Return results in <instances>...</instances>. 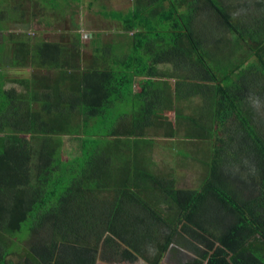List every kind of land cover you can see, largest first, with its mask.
<instances>
[{
    "label": "trees",
    "instance_id": "16d2710c",
    "mask_svg": "<svg viewBox=\"0 0 264 264\" xmlns=\"http://www.w3.org/2000/svg\"><path fill=\"white\" fill-rule=\"evenodd\" d=\"M0 1L15 10L0 18V264H97L113 245L130 262L160 264L181 248L195 257L180 264H264V20L242 17L264 0H240L241 12L227 0H90L121 5L97 15L117 22V44L131 49L94 39L88 63L77 21L67 40L13 27L61 22L39 21L54 15L49 0ZM180 131L213 147L199 188L180 187L155 160ZM65 136L79 141L67 161ZM242 155L247 177L234 170Z\"/></svg>",
    "mask_w": 264,
    "mask_h": 264
},
{
    "label": "rangeland",
    "instance_id": "374dc122",
    "mask_svg": "<svg viewBox=\"0 0 264 264\" xmlns=\"http://www.w3.org/2000/svg\"><path fill=\"white\" fill-rule=\"evenodd\" d=\"M8 1V0H5ZM78 1V2H77ZM90 0H49L47 2V5H45V9L48 12H53V14L60 18V17H64L63 19V25H60L61 30H72L73 26L71 25V23L68 21L67 17H70V20L72 23H76V21L73 18V14L77 9V6L80 5H85L87 6ZM260 0H248V2H250L252 5ZM123 2L120 0V3ZM227 3H231V4H235L234 6V10L237 12H241V8L238 6V3L240 2V0H227ZM101 3V1H100ZM46 4V3H45ZM111 8V9H108ZM121 7V5H117L114 3L109 2L108 7H104L101 6V4L99 5L98 3H95L93 10L94 11H99V12H113L116 10H119ZM55 10V12L53 10ZM116 9V10H114ZM233 10V11H234ZM14 6H12V8H10L9 5H6L5 2H1L0 1V18L3 19V22L7 21L8 19H10V17L14 16L12 13H14ZM84 13H87V10L84 11ZM93 15V14H92ZM247 16V18L249 17V21L250 22H254L255 20H264V8L261 10H256L254 9V11L252 13H242V17ZM30 19L31 18V14L29 15ZM87 17H91V15H87ZM39 21L43 20V19H48L49 20H54V19H50L49 15L47 16V18H43L41 16H38ZM93 23L91 25L86 24L83 26V32L84 34H92V33H96L97 31H105L109 28L108 25L102 24L99 16L97 15L96 17L93 18ZM87 22V19H84V23ZM208 20L206 19V16H202L199 17L197 20V24L199 25V28H203L204 25H206L207 29H208ZM26 25V24H24ZM117 27H115L116 32H118L119 28V24ZM11 27V26H10ZM13 27L15 29H22L24 27H27V29L29 30L30 34L33 36L35 35L34 33L40 30L43 32V29H41V26H39V24L37 23V21H35L29 28L28 26H23L22 23H14ZM76 28L80 29L79 26H76ZM112 26H110V30H112ZM121 28V27H120ZM39 29V30H38ZM57 32V30H55L53 32L54 35H56L55 33ZM115 34V33H114ZM60 37V36H59ZM58 38V37H57ZM118 39V38H115ZM114 40V39H112ZM119 40L114 41V44L116 46H118L120 48V51L123 53H126V50H130L131 48L127 45V49L126 48H122L120 47L119 44H117ZM7 72H8V76L9 77H14V78H21L22 76H25L26 74H28L29 72H31L30 69H17L14 70L12 68H7ZM14 85L13 83L8 82L7 87L8 86H12ZM193 107L196 109L197 107L200 108L201 111V104L198 106V103H195L193 105ZM259 113L262 110L261 108H258ZM202 113V111L199 113V115ZM173 114V113H172ZM185 114V113H184ZM171 116V113H170ZM193 118H196L195 115L192 116ZM199 117V116H198ZM197 117V118H198ZM260 118L263 119L264 122V114L262 113L260 115ZM157 137V136H156ZM163 138H159L157 137L156 140H162ZM161 142V141H160ZM165 143V144H164ZM164 143L161 142V146L160 148H162V150L164 151L163 154L159 155L157 154V156L155 157L156 162H162L163 164L161 167H172V169H175V176H177V181L179 182V186L183 187V188H199L201 183H202V175L203 173H205V170L202 171L201 167L202 164H199V161L208 157V155L210 153H212L213 151V147L209 148L208 150H205L202 147V143L199 142L198 140H188L185 138L184 136V132L173 138V139H166L164 140ZM79 145V141L72 136H65L63 137V158L64 160H70V159H74L77 157L78 155V151H77V146ZM156 145V143H155ZM157 147V146H156ZM155 147V148H156ZM237 146L235 147H230L231 149H236ZM233 152V150H232ZM165 156V157H164ZM242 161L240 164H238L237 166L234 167V170L238 173V174H242L243 177H247L246 175H250L249 172L252 171V164L249 162L248 158L245 155H242ZM207 172V171H206ZM25 234H29L27 231H24ZM17 237H28L24 234H18ZM125 247H123L122 245H113V246H104L101 249V253H100V263L98 264H130L128 262H121L119 260L122 259L121 253L123 254L125 251ZM184 251V250H183ZM184 257L187 260H190L192 258H194L195 256L193 255V253L189 252V251H184ZM178 253L175 255V259L177 258ZM181 260H183L182 258H180ZM176 261V260H174ZM133 264H146L144 261L142 260H136V262H133Z\"/></svg>",
    "mask_w": 264,
    "mask_h": 264
},
{
    "label": "crops",
    "instance_id": "0c3cea01",
    "mask_svg": "<svg viewBox=\"0 0 264 264\" xmlns=\"http://www.w3.org/2000/svg\"><path fill=\"white\" fill-rule=\"evenodd\" d=\"M36 1L37 0H32V3H35ZM89 5L90 4L88 3L87 6H85V5H80L79 6V10H81V13H79V12L77 13L76 12V14H74V18H75V21H77V24H80V25H83L84 26L86 24L91 25L93 23L92 20H93L94 17L97 16L98 11H94L93 10L94 5L92 7H89ZM85 10H87V13H84ZM87 15H91V17H87ZM57 18L58 17H56L55 15H52V17L50 19H57ZM99 18L102 21L101 23L102 24H105V25H108L109 28H108V30H105L104 33H92V34H87L86 35V36H90L89 38L86 37L87 40H84L85 43H84V48H83L84 61L87 62V63L90 60V57H91V55L93 54V51H94L93 48H92V43H93L92 40L97 39V41L104 42V43L111 42V41H115V40H119V39L122 40V37H120L119 35H117V32L115 30V27L118 26V25H115V23L118 24L117 22L110 21V20L105 19V18H103L101 16H99ZM67 19H68L69 22L71 21L70 20V17H67ZM84 19H87V22L86 23H84ZM63 23H64L63 22V19L61 20V22H58V23H53L52 22L50 26H52V28H57V32L55 33L56 35L53 34L54 31L51 30L52 28H50V29L47 30V32L42 33V37L44 39H48V40H60L61 38H63V40H67V33H65L67 31L66 30H61V28H60V25H63ZM110 26L113 27L112 30H110ZM41 29H44V28L41 27ZM63 31H65V32H63ZM115 38H118V39H115ZM112 39H114V40H112ZM120 54L123 55L121 51H120ZM139 79L142 80L143 78H139ZM143 80H142V83L144 82ZM161 81L162 80H159V78L158 79L157 78L147 79V82L153 83L151 87H155V88L162 87L161 84H160ZM167 82L169 84H171V87H172V89L170 90V102H171V107H172V106H175V104L177 102L176 101V92H175L176 80L174 78H172V79H168ZM139 89H140V85H138V83H137V85L134 88V91L137 92ZM183 102L184 101H182L181 104ZM156 113H157L158 116H161V113H159V112H156ZM170 113H171V117L174 118L175 117V110L174 111H172V110L163 111V114L165 116H168V117L170 116ZM163 114H162V116H163ZM163 153H164V151L159 146H157L155 148V157L157 156V154L161 155ZM163 161L164 160L162 159V162Z\"/></svg>",
    "mask_w": 264,
    "mask_h": 264
},
{
    "label": "flooded vegetation",
    "instance_id": "af4514ba",
    "mask_svg": "<svg viewBox=\"0 0 264 264\" xmlns=\"http://www.w3.org/2000/svg\"><path fill=\"white\" fill-rule=\"evenodd\" d=\"M183 250L186 251L185 249H181V248L179 249L177 258L175 259V255L177 254V252L176 253H173L171 251V248H169V250L167 251V253L165 254V256L162 258L160 264H180V261H182V262L186 261V259L184 257V254H183L185 252ZM180 258H182L183 260H181ZM174 260H176V261H174ZM119 261H121V262H128L130 264H133V262H130V261H127V260H123V259H121ZM142 261H144V260H142ZM98 263H100V260H98Z\"/></svg>",
    "mask_w": 264,
    "mask_h": 264
}]
</instances>
